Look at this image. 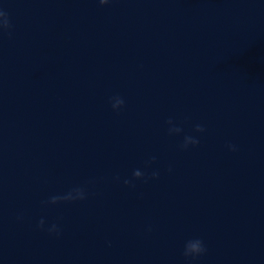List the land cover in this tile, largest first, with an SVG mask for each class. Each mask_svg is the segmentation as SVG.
Masks as SVG:
<instances>
[{
    "label": "water",
    "instance_id": "water-1",
    "mask_svg": "<svg viewBox=\"0 0 264 264\" xmlns=\"http://www.w3.org/2000/svg\"><path fill=\"white\" fill-rule=\"evenodd\" d=\"M0 10V264H264V0Z\"/></svg>",
    "mask_w": 264,
    "mask_h": 264
},
{
    "label": "clouds",
    "instance_id": "clouds-1",
    "mask_svg": "<svg viewBox=\"0 0 264 264\" xmlns=\"http://www.w3.org/2000/svg\"><path fill=\"white\" fill-rule=\"evenodd\" d=\"M109 0H99V3L100 4H106L108 3ZM11 27V23H10V20L8 18V13L3 11V10H0V29H3V30H7ZM111 100L113 101L112 102V108L113 109H119L121 108L125 101L122 97L120 96H115V97H112ZM167 123L169 125H172L173 124V121L171 119H169L167 121ZM195 129L196 131L198 132H203L204 131V127L201 125V124H196L195 125ZM181 129L179 127H176V126H172L169 128V132L172 133V132H180ZM199 143V140L192 137V136H185L184 138V142L183 144L181 145V148H187L189 144H198ZM231 150L235 151L236 150V146L235 145H229L228 146ZM156 158L155 157H152L151 160H155ZM153 177H156L158 176V173L157 172H153L151 174ZM133 176L134 177H142L144 176V173H142L139 169L137 170H134L133 172ZM126 184L130 183V181L128 180H125L124 181ZM76 193H77V196L76 197H72L71 194L67 195V196H64V197H60V196H52L50 198V200L48 201L49 203H57L59 200L61 199H74V198H79V199H83L84 198V192L82 189H76L75 190ZM44 225V220L41 219L39 221V224L38 226L39 227H43ZM49 231H57L58 233V229H57V226L55 224L52 225V228L49 229ZM206 247L204 245V242L203 240H201L200 238H193V239H190L188 240L186 243H185V246H184V256L185 257H192V258H195L203 253L206 252Z\"/></svg>",
    "mask_w": 264,
    "mask_h": 264
}]
</instances>
